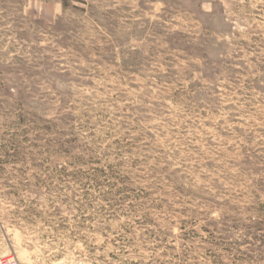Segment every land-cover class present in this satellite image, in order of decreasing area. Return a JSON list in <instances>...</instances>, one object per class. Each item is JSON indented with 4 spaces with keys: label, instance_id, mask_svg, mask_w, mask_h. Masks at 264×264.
Listing matches in <instances>:
<instances>
[{
    "label": "rangeland",
    "instance_id": "rangeland-1",
    "mask_svg": "<svg viewBox=\"0 0 264 264\" xmlns=\"http://www.w3.org/2000/svg\"><path fill=\"white\" fill-rule=\"evenodd\" d=\"M264 264V0H0V264Z\"/></svg>",
    "mask_w": 264,
    "mask_h": 264
},
{
    "label": "built area",
    "instance_id": "built-area-1",
    "mask_svg": "<svg viewBox=\"0 0 264 264\" xmlns=\"http://www.w3.org/2000/svg\"><path fill=\"white\" fill-rule=\"evenodd\" d=\"M6 264H19L16 260H8Z\"/></svg>",
    "mask_w": 264,
    "mask_h": 264
}]
</instances>
